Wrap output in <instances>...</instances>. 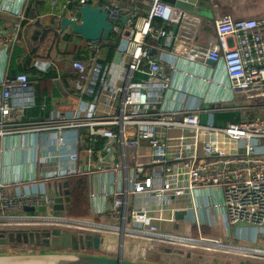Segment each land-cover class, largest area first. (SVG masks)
<instances>
[{
	"label": "built area",
	"instance_id": "1",
	"mask_svg": "<svg viewBox=\"0 0 264 264\" xmlns=\"http://www.w3.org/2000/svg\"><path fill=\"white\" fill-rule=\"evenodd\" d=\"M1 1L0 12L8 13ZM147 1L148 14L139 18L124 4L105 5L121 39L117 51L122 57L119 64L99 60L98 42H87L96 54L86 61L71 60L75 95L79 99L75 110L56 113L46 121L21 123L23 111L34 106L30 78L20 73L0 79V138L50 135L44 145L0 149V159L3 153L33 152L36 164V176L29 181L34 187L29 188L24 185L26 181L16 176L4 178L0 161V227L89 232L104 240L121 242L114 254L140 258L136 251H118L129 244H137L147 254L156 248L205 249L198 242L220 241L188 235L191 224L181 226L182 221L173 217L177 211H187L183 221L187 223L192 212L193 226L197 228L201 226L198 210L203 206L219 208L222 220L229 226H264V101L243 107L235 98L243 94L250 101L264 100V17L216 18L213 26L217 43L201 48L188 41L195 31L187 21L198 22L196 16L159 0ZM83 2L72 0L70 4L78 7ZM122 12L128 13L127 22L133 26L126 32L118 25ZM154 19L178 24L177 32L185 36L186 46L180 43L174 51L185 61L221 63L228 84L210 81L234 96L233 100L219 96L210 102L205 99L207 106L219 105L206 110L203 102L191 104L192 95L184 98L177 76L182 79L192 73L170 63L167 76L149 55L147 37L157 42L169 36L165 29L153 25ZM18 35L17 30L0 36V49L11 47L19 40ZM32 64L41 70L56 68L51 61ZM84 96L90 99L85 101ZM226 103L240 104L234 107L240 111L239 120L217 126L211 112L220 111ZM203 114H210L206 122L202 121ZM69 129H84L85 133L76 137L73 150L63 151L61 134ZM112 140V146L107 147ZM46 148L55 151L46 152ZM84 157L87 163L85 160L82 164ZM73 175L88 179V199L97 204L95 213L108 216L109 223L52 214L49 209L58 193L54 194L55 185L48 187V182L61 187V182ZM13 185L18 186L14 194L9 192ZM23 207H46L48 211L17 214L23 212ZM243 254L264 261L262 251L250 249Z\"/></svg>",
	"mask_w": 264,
	"mask_h": 264
},
{
	"label": "crops",
	"instance_id": "2",
	"mask_svg": "<svg viewBox=\"0 0 264 264\" xmlns=\"http://www.w3.org/2000/svg\"><path fill=\"white\" fill-rule=\"evenodd\" d=\"M90 1L92 5H108L109 7L111 5H117V3L124 4L132 8L133 14L138 18L147 16L150 7L149 1L147 0ZM1 2L8 13L0 12V36L12 34L18 30L19 40L9 48L0 49V79L4 76L10 77V71L12 70L13 72L18 69L21 70V72L24 71L22 73L27 74L30 78L34 97V106L23 111V118L20 119V122L46 121L56 113L75 110L78 106L79 99L75 95L74 81L76 78L75 72L70 67V62L71 60H90V58L96 54V51L89 49L87 41L80 36L72 35L69 29L57 38L54 37L52 22L57 14L69 17L76 16L75 12L72 11L70 0H2ZM162 3L170 5L166 1ZM113 7L115 6L111 8ZM224 15H229L234 19L264 17V0H211L209 9L201 14V16L190 15L191 17L196 16L198 22L187 21L195 31V36L189 38L188 41H193L201 48H211L217 43L213 22L216 18ZM128 16V13L122 12L120 17L125 18ZM118 25L119 28L125 30V32L131 29L130 27H133L129 26V22L124 25L118 22ZM153 25L157 28L165 29L169 36L157 42L148 37L146 38L145 41L150 47V52L152 50L156 52L150 57L159 62L167 76H170L168 74L170 63H176L179 68L182 67L188 73H192V76H184L182 79H178L179 75L177 76V80L180 81L179 86L183 89L182 92L185 95L184 98H186L187 95H192L194 100L191 104L194 105V103L203 102V109L206 110L213 108L211 106L206 107L208 103H205V99L209 102L217 96L227 100L234 99V96L229 95L224 88H217L207 83V80L215 79L223 85L228 84L221 63L209 65L207 63L208 61H197L193 63L185 61L186 59H184L183 56L175 54L174 51L176 46L180 43L183 44V47L186 46L183 43L185 36L181 37L180 33H174V23H166L160 19H154ZM115 37L116 42L118 40L119 43L121 39L118 34L115 33ZM116 42L114 44H116ZM158 44L162 45L159 47ZM109 45L110 44L105 41L98 42L99 60L107 62ZM113 58L114 55L111 60H113ZM48 61L54 62L56 68L41 70L35 68L32 64L34 62L40 64ZM113 69H117V67H113ZM18 74L20 73L16 72L13 76ZM49 74H51V77H45V75ZM200 78H205L206 82H201ZM106 81H108V79ZM110 81H114V75L110 77ZM209 94L211 96L210 98H208ZM82 99L86 101L90 98L84 96ZM184 102L186 103V101ZM233 110L238 111L240 117V111L234 109V107L221 108L220 111H214L211 112V114ZM209 115L210 114H203L202 119L205 118L206 122ZM210 116L212 118V115ZM84 133V129L66 130V132L61 134L63 137L61 149H63V151L73 150L74 140L80 134ZM49 139L50 135L48 133L24 135L20 137H3L0 138V149L10 148L12 146L36 145L38 143L44 145L49 142ZM49 151H55V149L46 148V152ZM33 157V152L27 150L17 154H1L0 161L3 165L1 175L4 178H14L16 176L26 181L24 185L33 188L34 186H31L32 184L29 182L36 176V164ZM83 162L87 163V158L84 157L81 163L83 164ZM14 165L17 166L14 167ZM43 172H46V170L44 169ZM54 185L56 188L54 194L62 192V187H60V185L48 182V187ZM17 187V185H13L9 188V192L14 194L15 191L18 190ZM22 188L20 187L19 189ZM206 199L208 204H212L210 198ZM88 205V216L82 219L101 223L110 222L108 216L95 213L97 208L95 202H90L88 199ZM198 213L201 226L197 228L193 226L195 215L189 212L188 221L189 224H191V233L192 230H195V234L202 237L205 233L211 232L213 235H207V238L210 240H220L222 243L229 246H238L245 250H258L264 253V226H247L244 224L229 226L222 220L219 208H206L203 206L198 210ZM114 221L118 222L117 218H115ZM262 263H264V261L254 260L251 262V264ZM179 264H206V262L197 261L194 263L191 261L190 257ZM217 264H221V261ZM223 264L228 263L226 262Z\"/></svg>",
	"mask_w": 264,
	"mask_h": 264
},
{
	"label": "water",
	"instance_id": "3",
	"mask_svg": "<svg viewBox=\"0 0 264 264\" xmlns=\"http://www.w3.org/2000/svg\"><path fill=\"white\" fill-rule=\"evenodd\" d=\"M72 1V0H70ZM171 6L190 15H200L209 9L211 0H170ZM76 16L69 17L57 14L52 24L54 37L65 33L68 29L72 35L80 36L87 42H108L115 35V25L111 17V11L105 5H92L90 0H85L80 6H72ZM129 16L119 18L122 25L126 24ZM178 24L174 23L173 31L176 33ZM155 50L149 55L153 56ZM122 54L115 52L113 62L119 64ZM209 65L213 62L208 61ZM239 103L225 104L223 108L239 107ZM253 117L250 112L249 119ZM114 141L107 144L111 147ZM109 153L105 160L108 161ZM62 192L54 196L50 211L66 213L70 209V198L67 191V182H61ZM23 212L32 214L34 212L46 213V207L37 209L23 207ZM187 211H177L173 217L176 221H184ZM177 228V225H175ZM10 245V246H9ZM18 245V247L13 246ZM104 245V239L98 234L89 232L71 233L58 230H29L28 228L0 229V264H179L176 261H156L150 253L137 244H129L131 251L138 252L140 258H131L120 254L111 256L101 255L99 251ZM15 248L7 251L5 247ZM26 247V249H24ZM16 248H20L17 250ZM159 250V248H157ZM183 254V250L164 249L158 251L159 255ZM147 254V256H146ZM190 252L186 258H190ZM150 258V259H149Z\"/></svg>",
	"mask_w": 264,
	"mask_h": 264
},
{
	"label": "rangeland",
	"instance_id": "4",
	"mask_svg": "<svg viewBox=\"0 0 264 264\" xmlns=\"http://www.w3.org/2000/svg\"><path fill=\"white\" fill-rule=\"evenodd\" d=\"M160 1H162V2L166 1L167 3L171 4L170 0H160ZM180 69L182 71H185V69H183L182 67ZM207 79H209V78H207ZM210 80H212V82H213V80H215V79H210ZM210 80H207L208 85L214 86L213 85L214 82L212 83ZM235 98L240 102L241 106H243V107H248V106H251L252 104H258L261 101L262 102L264 101V100H252V101H250V100H247L245 98V95H243V94L237 95ZM210 106L211 107H215V106L218 107L219 105L218 104H212V105L210 104V105H208L206 107H210ZM75 212L76 213H80V211L78 209H76ZM17 214L24 215V214H28V213H25V212H22V211H18ZM33 214H40V213L34 212L31 215H33ZM52 214H54V215H64V214H67V212L66 213H61V212L53 211ZM180 225L183 226V227H188L189 223L182 221L180 223ZM5 228L8 229V228H12V227H6V226L0 227V229H5ZM29 230L34 231V229H29ZM39 230H37V231H39ZM187 230H188V235H190L191 237H193V238L199 237V236H197V234H195L193 232L191 233L189 228ZM207 235L210 236V235H213V233H211V232L210 233H205L202 237L208 239ZM116 244H117V246L113 247ZM9 246L5 247V249L7 251L15 250V248H9ZM13 246L18 247V245H13ZM119 247H121V242L114 241L111 238L105 239L104 240V246L101 248L99 253L101 255L111 256V255L114 254L115 250L117 248H119ZM16 249L19 250L20 248H16ZM24 249H26V247H24ZM124 249L126 250V253L130 252V249H129L128 246H125ZM176 250H178V249H176ZM158 251H161V248L159 250L156 248V249H154L153 251H151L149 253H150V256L154 257V260L161 261V262L162 261H176V262H179V263L181 262L182 263L183 261H186V259H188V258H186V253L187 252L191 253V255H192L191 256V261L194 262V263L197 262V261H203V262H206V264H217L218 262L221 261V264L226 263V262L228 264H242V263L251 264V262L254 261V259H252L250 257H242L241 255H236V254H238L236 252L226 253L225 251H223L221 249H216L214 247H211L210 250H205V249L188 250L187 249V250H183V252H184L183 254L179 255V254L173 253L172 255H168V256L163 255L162 252H161L162 255H159ZM233 253H235V254H233ZM146 256H147V254H146ZM262 264H264V263H262Z\"/></svg>",
	"mask_w": 264,
	"mask_h": 264
},
{
	"label": "trees",
	"instance_id": "5",
	"mask_svg": "<svg viewBox=\"0 0 264 264\" xmlns=\"http://www.w3.org/2000/svg\"><path fill=\"white\" fill-rule=\"evenodd\" d=\"M116 37L115 35L110 37L108 41L109 48H108V57L107 62L111 61L112 56L115 54L118 40L116 44ZM22 73L21 70H13L10 71V77L14 75V73ZM45 77H51V74L45 75ZM239 119V112L238 111H224V112H216L212 114L213 123L217 126H223L228 122L237 121ZM205 122V118L202 119ZM207 121V120H206ZM67 182V191L70 198V209L67 212V215L72 218H84L88 216V179L84 176H68L64 179ZM76 209L80 211V213H76ZM192 232L196 233V231L192 230Z\"/></svg>",
	"mask_w": 264,
	"mask_h": 264
},
{
	"label": "bare ground",
	"instance_id": "6",
	"mask_svg": "<svg viewBox=\"0 0 264 264\" xmlns=\"http://www.w3.org/2000/svg\"><path fill=\"white\" fill-rule=\"evenodd\" d=\"M114 241H116L115 239H113ZM198 244H201V246L200 247H202V248H205V250H210V248L211 247H214V248H216V249H225L226 251H228V252H230V253H232V252H236V253H238V254H236V255H244L243 253H244V251L245 250H242V249H237V248H235V247H231V246H223L222 244H221V242L220 241H218V243H205V242H198ZM117 246V244L115 245V246H113V247H116ZM110 247V246H109ZM197 249H200V248H197ZM123 250H124V248L123 249H119V253H121V252H123ZM233 254H235V253H233Z\"/></svg>",
	"mask_w": 264,
	"mask_h": 264
}]
</instances>
